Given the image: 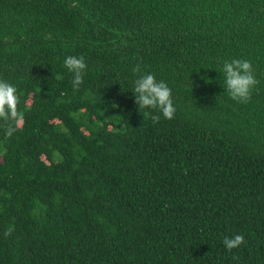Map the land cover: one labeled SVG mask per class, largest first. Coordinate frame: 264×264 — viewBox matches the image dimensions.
I'll return each mask as SVG.
<instances>
[{
    "label": "trees",
    "instance_id": "trees-1",
    "mask_svg": "<svg viewBox=\"0 0 264 264\" xmlns=\"http://www.w3.org/2000/svg\"><path fill=\"white\" fill-rule=\"evenodd\" d=\"M137 64L174 118L138 108ZM0 79L23 114L0 127V264H264V0H0Z\"/></svg>",
    "mask_w": 264,
    "mask_h": 264
},
{
    "label": "clouds",
    "instance_id": "clouds-1",
    "mask_svg": "<svg viewBox=\"0 0 264 264\" xmlns=\"http://www.w3.org/2000/svg\"><path fill=\"white\" fill-rule=\"evenodd\" d=\"M63 65L74 74L71 83L74 90H78L84 82L83 76L88 67L84 56L69 55L64 59ZM220 70L224 74L225 90L230 98L240 103H248L251 100L252 89L259 83L251 61L238 58L225 60ZM133 72L138 74L132 90L138 108L156 110L158 114L147 113L153 123L159 122L161 114L165 119L174 118L176 108L171 88L164 81H157L154 74L142 72L140 64L134 66ZM16 92L12 83L0 79V122H2L0 127L4 129V135L7 138L17 131L14 123L18 124L23 119V114L18 110ZM222 243L227 250L231 251L244 244L245 237L243 234H236L233 237L225 236Z\"/></svg>",
    "mask_w": 264,
    "mask_h": 264
}]
</instances>
